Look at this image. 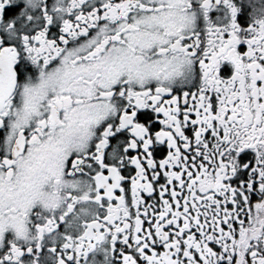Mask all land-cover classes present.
<instances>
[{"label": "snow or ice", "instance_id": "obj_1", "mask_svg": "<svg viewBox=\"0 0 264 264\" xmlns=\"http://www.w3.org/2000/svg\"><path fill=\"white\" fill-rule=\"evenodd\" d=\"M0 264H264V0H0Z\"/></svg>", "mask_w": 264, "mask_h": 264}]
</instances>
